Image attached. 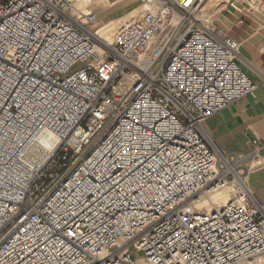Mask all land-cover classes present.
<instances>
[{
  "label": "built area",
  "instance_id": "built-area-1",
  "mask_svg": "<svg viewBox=\"0 0 264 264\" xmlns=\"http://www.w3.org/2000/svg\"><path fill=\"white\" fill-rule=\"evenodd\" d=\"M73 2L0 0V264H264L255 151L202 133L255 90L239 43L207 0H141L111 42Z\"/></svg>",
  "mask_w": 264,
  "mask_h": 264
},
{
  "label": "crops",
  "instance_id": "crops-1",
  "mask_svg": "<svg viewBox=\"0 0 264 264\" xmlns=\"http://www.w3.org/2000/svg\"><path fill=\"white\" fill-rule=\"evenodd\" d=\"M94 13L103 12L99 9ZM211 21L239 43L238 64L255 90L205 120L202 133L223 155L254 149L246 183L252 203L264 210V16L224 6Z\"/></svg>",
  "mask_w": 264,
  "mask_h": 264
},
{
  "label": "bare ground",
  "instance_id": "bare-ground-1",
  "mask_svg": "<svg viewBox=\"0 0 264 264\" xmlns=\"http://www.w3.org/2000/svg\"><path fill=\"white\" fill-rule=\"evenodd\" d=\"M140 1L141 0H74L73 3L77 9L83 12H92L93 10L102 8L107 9L101 14H96V21L93 24L89 25V29L92 30L95 27L100 26V30L97 31V35L103 38L105 41L111 42L113 39L114 31L118 24V20H115L116 17L118 18L121 16H125L123 18H127L130 15L134 14L140 5ZM235 3L236 2L232 4L233 8L237 7ZM215 4L216 0H208L202 8V14L205 16L208 10L215 7ZM123 18H121L120 20H122ZM216 28L219 29L217 26ZM47 143L48 142L45 141L43 145L45 147H48ZM39 152V147L33 151V153L36 155ZM231 196L232 193L230 192V188H227L216 194L205 197L197 204V206H195V208L208 210L212 207V204L217 203L221 205L222 203H225ZM187 210H191V208L189 207Z\"/></svg>",
  "mask_w": 264,
  "mask_h": 264
},
{
  "label": "rangeland",
  "instance_id": "rangeland-1",
  "mask_svg": "<svg viewBox=\"0 0 264 264\" xmlns=\"http://www.w3.org/2000/svg\"><path fill=\"white\" fill-rule=\"evenodd\" d=\"M208 1V0H207ZM236 2V6L239 10L245 9L246 5H248L246 0H234ZM247 3V4H246ZM227 7L228 5L225 4V0H216L215 7L212 10H208L207 13L205 14L206 18L210 21L211 18L213 19L214 13L217 12L219 9L222 7ZM242 7V8H241ZM232 9V8H231ZM99 10V9H98ZM102 12L106 11L107 9L102 8L100 9ZM96 10H93L92 12H95ZM215 25V24H214Z\"/></svg>",
  "mask_w": 264,
  "mask_h": 264
}]
</instances>
